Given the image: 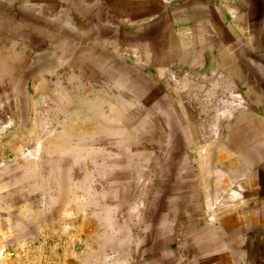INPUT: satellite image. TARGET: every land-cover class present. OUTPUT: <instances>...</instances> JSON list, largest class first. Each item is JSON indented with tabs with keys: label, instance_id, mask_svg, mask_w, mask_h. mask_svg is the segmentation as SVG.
I'll return each instance as SVG.
<instances>
[{
	"label": "rangeland",
	"instance_id": "374dc122",
	"mask_svg": "<svg viewBox=\"0 0 264 264\" xmlns=\"http://www.w3.org/2000/svg\"><path fill=\"white\" fill-rule=\"evenodd\" d=\"M222 11L125 28L0 0V264L220 263L190 182L209 145L261 134L264 159V29Z\"/></svg>",
	"mask_w": 264,
	"mask_h": 264
},
{
	"label": "crops",
	"instance_id": "0c3cea01",
	"mask_svg": "<svg viewBox=\"0 0 264 264\" xmlns=\"http://www.w3.org/2000/svg\"><path fill=\"white\" fill-rule=\"evenodd\" d=\"M29 7V12L75 25L90 19L104 23L122 24L125 28H139L168 13L176 19L200 26L213 27L215 13L253 14L259 20L237 24V28L264 29V0H7ZM184 16V17H183ZM200 16V17H199ZM248 23V24H247ZM250 149L207 146L206 158L211 163L198 167L200 174L190 188L196 192L197 207L190 210L206 221V229H213L214 238L222 240V257L215 264H264V159L256 143L262 135H253ZM259 137V139H258ZM226 139L222 137L220 141ZM245 138H241L244 141ZM251 141V140H248ZM254 146V149H251ZM212 149V155L209 152ZM198 157V156H197ZM192 177V176H191ZM195 184V185H194ZM190 206H193L191 203ZM216 239V238H215ZM215 246L217 241H215Z\"/></svg>",
	"mask_w": 264,
	"mask_h": 264
}]
</instances>
